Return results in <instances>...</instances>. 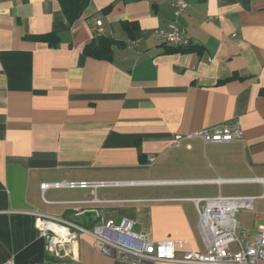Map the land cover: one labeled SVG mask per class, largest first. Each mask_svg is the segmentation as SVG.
<instances>
[{
	"label": "crops",
	"instance_id": "1",
	"mask_svg": "<svg viewBox=\"0 0 264 264\" xmlns=\"http://www.w3.org/2000/svg\"><path fill=\"white\" fill-rule=\"evenodd\" d=\"M81 1L70 21L59 0H0V264H143L87 234L56 259L38 213L86 228L129 219L181 242L178 257L205 252L192 198L251 196L235 218L264 226V0H185L189 43L172 46L153 35L168 0ZM234 120L241 139L172 143Z\"/></svg>",
	"mask_w": 264,
	"mask_h": 264
},
{
	"label": "built area",
	"instance_id": "2",
	"mask_svg": "<svg viewBox=\"0 0 264 264\" xmlns=\"http://www.w3.org/2000/svg\"><path fill=\"white\" fill-rule=\"evenodd\" d=\"M172 18L165 27L153 30V35L166 46L186 45L189 40L181 25V15L187 3L185 0H168ZM100 28V22H97ZM131 40L129 46H134ZM243 131L238 121H226L202 128L186 135L176 134L172 143L179 146L184 139H199L204 143H229L241 139ZM187 147H190L187 144ZM59 186L61 183H54ZM65 185L86 187V182H68ZM48 184H41L45 188ZM251 196H222L192 198L198 213L197 229L204 242L205 252L187 250L180 257L172 240L155 241L146 232L135 231L134 222L129 219L101 221L86 228L61 217L42 213L36 214L35 227L45 239L46 252L62 259L72 254V244L81 234L94 239V245L102 253L138 262L152 264L158 261L191 264H264V226L255 231L240 227L235 218L240 209L252 208ZM4 264H15L12 259ZM44 264V263H38Z\"/></svg>",
	"mask_w": 264,
	"mask_h": 264
},
{
	"label": "trees",
	"instance_id": "3",
	"mask_svg": "<svg viewBox=\"0 0 264 264\" xmlns=\"http://www.w3.org/2000/svg\"><path fill=\"white\" fill-rule=\"evenodd\" d=\"M59 3L64 14L70 21H74L80 16L84 6L81 0H59ZM85 51L87 54L96 57L99 54L97 48L93 45L87 46Z\"/></svg>",
	"mask_w": 264,
	"mask_h": 264
},
{
	"label": "rangeland",
	"instance_id": "4",
	"mask_svg": "<svg viewBox=\"0 0 264 264\" xmlns=\"http://www.w3.org/2000/svg\"><path fill=\"white\" fill-rule=\"evenodd\" d=\"M247 215V214H246ZM246 215L245 214H242V215H240L239 217L241 218V217H246Z\"/></svg>",
	"mask_w": 264,
	"mask_h": 264
},
{
	"label": "water",
	"instance_id": "5",
	"mask_svg": "<svg viewBox=\"0 0 264 264\" xmlns=\"http://www.w3.org/2000/svg\"><path fill=\"white\" fill-rule=\"evenodd\" d=\"M114 256V255H113Z\"/></svg>",
	"mask_w": 264,
	"mask_h": 264
}]
</instances>
